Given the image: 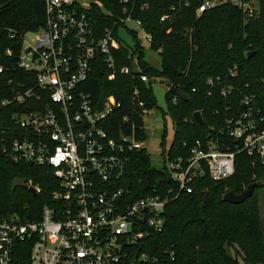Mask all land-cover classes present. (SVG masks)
I'll list each match as a JSON object with an SVG mask.
<instances>
[{
  "label": "trees",
  "instance_id": "obj_1",
  "mask_svg": "<svg viewBox=\"0 0 264 264\" xmlns=\"http://www.w3.org/2000/svg\"><path fill=\"white\" fill-rule=\"evenodd\" d=\"M85 1L87 5L79 4V9L85 13L95 39L102 38L106 28L116 39L120 28L135 37V31L125 25L130 17L150 34L149 49L160 58L159 67L153 66L144 59L139 43L131 51L122 45L111 48L113 67L107 66V55L95 54L79 91L89 94L91 102L99 107L110 98L120 102L103 122L109 136L117 138L134 129L138 139L145 138L142 107L137 100L144 102V108L157 107L152 82L161 77L167 90V112L175 129L167 150L169 157L187 155L196 140H213L234 152L230 176L213 179L206 174L193 182L191 193L182 192L168 201L161 230L151 232L144 247L162 255L166 264H241L228 253L234 236L246 249L245 264H264V226L259 207L252 201L262 186L258 177L264 178V163L256 154L238 148L236 140L226 133V119L242 108L240 99L245 93H254L255 104L264 116V0H257L251 15L233 0L217 2L199 15L196 8L201 0ZM163 15L166 17L161 20ZM44 22L45 0H0V102L12 96L17 81L33 79V73L16 66L17 56L21 36L38 30ZM7 50H11L10 55ZM123 66L129 68L127 73L120 71ZM141 74L146 76L145 81L140 79ZM209 78L213 79L211 84H207ZM222 86L233 89L224 96L220 93ZM134 88L138 95L133 98ZM20 107L15 103L2 107L4 123L8 124L11 114ZM23 107L32 109L30 103ZM195 111L201 113L202 123L193 118ZM124 117L128 120L123 121ZM14 177L39 186V192L33 194L26 186L12 189ZM254 181L257 185L242 203L222 199L225 192L240 193ZM116 185L127 190L128 200H133L160 193L174 183L164 164L152 165L143 147L130 152ZM57 189L50 166L14 163L0 157V218L14 215L21 222L39 220L45 206L57 205L58 200L52 196ZM30 248L31 241H17L6 264H30Z\"/></svg>",
  "mask_w": 264,
  "mask_h": 264
},
{
  "label": "built area",
  "instance_id": "obj_2",
  "mask_svg": "<svg viewBox=\"0 0 264 264\" xmlns=\"http://www.w3.org/2000/svg\"><path fill=\"white\" fill-rule=\"evenodd\" d=\"M233 1L253 13L254 6L246 0ZM79 4L76 0H45L44 25L32 31L33 44L23 45L21 36L17 56L16 66L33 73V79L17 81L12 96L0 102V109L12 103L22 106L11 114L8 124L0 116V157L50 166L58 184L52 192L57 205L45 206L39 220L21 222L14 215L0 218V264L9 261L17 241L26 239L31 241L30 264H166L162 255L143 245L151 232L161 230L165 205L182 192L191 193L199 177L230 176L234 152L213 140H196L187 155L170 158L166 153L164 166L174 185L128 200V191L116 184L130 152L143 148L142 140L134 129L131 134L110 137L103 122L120 102L110 98L99 107L89 94L79 91L95 54L107 55L105 62L113 67L110 49L120 44L109 28L95 39ZM214 4L201 0L196 14ZM144 34L150 41V34ZM6 53L10 55L11 50ZM120 71L127 73L129 68L123 66ZM140 79L145 81L146 76L141 74ZM212 82L207 80V84ZM231 89L222 86L220 93L225 96ZM132 94L136 97L138 89ZM254 99L253 92L242 95V108L226 119V133L238 148L256 154L264 163V116ZM28 103L32 109L23 107ZM137 104L144 117L150 109L144 108L142 100ZM29 186L36 193L40 190L26 180Z\"/></svg>",
  "mask_w": 264,
  "mask_h": 264
},
{
  "label": "rangeland",
  "instance_id": "obj_3",
  "mask_svg": "<svg viewBox=\"0 0 264 264\" xmlns=\"http://www.w3.org/2000/svg\"><path fill=\"white\" fill-rule=\"evenodd\" d=\"M220 1L223 0H213V2L216 3ZM246 1L254 7L257 6V0ZM81 2L83 5H87L85 0ZM125 25L135 31V37L128 33L126 29L120 28L117 33V40L119 44L127 47L129 51H131L135 44L139 43L144 49V59L153 64V66L159 67L160 58L155 51L149 49V41L145 37L144 30L136 23V21L132 19L127 20ZM34 39V32L30 31L25 33L23 36V45L33 44ZM133 69L136 70L137 67L134 65ZM152 88L156 98L157 107L150 109L149 112L143 117L145 138L142 140V143L143 147L149 153L152 165L155 167H162L166 160L167 150L174 137L175 129L173 121L167 112V102L165 100L167 90L164 80L161 77H156L152 82ZM258 178L262 186L256 190V198H254L252 201L254 203L256 202L259 207V214L262 218V223L264 226V178L260 179V176ZM227 249L228 253L233 257V259L236 258L241 264L246 263L243 259L246 249L240 247L237 237L234 238L233 236L230 245L227 246ZM250 264L258 263L250 261Z\"/></svg>",
  "mask_w": 264,
  "mask_h": 264
},
{
  "label": "water",
  "instance_id": "obj_4",
  "mask_svg": "<svg viewBox=\"0 0 264 264\" xmlns=\"http://www.w3.org/2000/svg\"><path fill=\"white\" fill-rule=\"evenodd\" d=\"M252 52H248L247 55H250ZM182 98L188 99V96L186 94L181 95ZM193 118L198 122L202 123L203 119L201 116V113L199 111H195L193 113ZM257 185V181L249 183L240 193H235L231 190L225 192L223 194L222 199L229 203H242L245 199L251 196L252 191L254 187ZM17 186L25 187L26 186V180L23 177H14L11 181V188L14 189ZM30 192L33 194H36L35 189L32 186L27 187Z\"/></svg>",
  "mask_w": 264,
  "mask_h": 264
}]
</instances>
